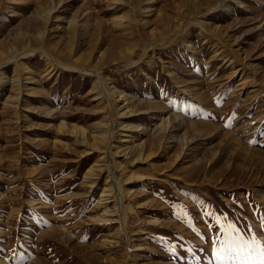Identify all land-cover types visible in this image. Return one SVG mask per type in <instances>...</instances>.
I'll list each match as a JSON object with an SVG mask.
<instances>
[{
  "label": "rangeland",
  "instance_id": "obj_1",
  "mask_svg": "<svg viewBox=\"0 0 264 264\" xmlns=\"http://www.w3.org/2000/svg\"><path fill=\"white\" fill-rule=\"evenodd\" d=\"M151 1L0 0V60L30 52L0 67V264H222L229 234L264 245V0ZM111 156L125 230L101 217Z\"/></svg>",
  "mask_w": 264,
  "mask_h": 264
},
{
  "label": "bare ground",
  "instance_id": "obj_2",
  "mask_svg": "<svg viewBox=\"0 0 264 264\" xmlns=\"http://www.w3.org/2000/svg\"><path fill=\"white\" fill-rule=\"evenodd\" d=\"M118 1V0H117ZM157 0H152L151 2H155ZM62 5V3H61ZM49 8V7H48ZM56 8V6H55ZM54 9V8H52ZM49 11V10H48ZM47 12V11H46ZM52 12V11H51ZM49 14V13H48ZM120 17V16H119ZM51 20V19H50ZM119 20V19H118ZM123 21V20H122ZM119 22V21H118ZM48 24V23H47ZM46 38V37H45ZM25 50V49H24ZM34 51V50H33ZM31 50V53L33 52ZM70 52V51H69ZM30 52L29 50L27 51H22V52H19L17 54H15L14 56L12 55V57L10 58H5L3 60H0V67H3V66H6L8 65L10 62H14V61H18L20 59V57H24V56H27L29 55ZM4 56V54H3ZM6 57V56H5ZM25 65V64H24ZM73 67V66H72ZM79 70V69H78ZM81 70V69H80ZM83 70L85 71H88L89 73L91 74H94L96 76V78L99 79L100 83L103 84L102 82V76L101 74L97 71V70H92V69H84ZM77 71V70H76ZM0 75H1V72H0ZM28 77V76H27ZM105 88V87H104ZM102 93V92H101ZM114 93V92H113ZM111 93V95L113 94ZM113 97V95H112ZM115 98V97H114ZM121 99V98H119ZM112 100V99H111ZM115 100V99H114ZM120 101V100H119ZM114 105V104H113ZM115 106V105H114ZM114 118V117H113ZM128 125V124H127ZM130 127V126H129ZM134 128V127H133ZM83 131V130H82ZM100 132V131H99ZM77 133V132H76ZM100 134V133H99ZM111 134V133H110ZM102 135V134H101ZM100 135V136H101ZM95 136V135H94ZM86 138V137H85ZM107 140V137L105 136V138L102 136L99 140H97L98 142L95 145V148H97L98 150H102V148L99 146L100 144H103V143H107L106 142ZM109 140V139H108ZM111 140V139H110ZM96 141V140H95ZM85 142V141H84ZM86 143V142H85ZM111 143V142H110ZM137 146V145H135ZM93 147V146H91ZM126 149V148H125ZM139 148H136L135 151H138ZM124 151L123 150H117V154H121L122 152ZM101 152V151H100ZM103 154L102 156L104 155V158L108 157L110 154H111V148L109 146L108 149L106 150H102ZM113 153V152H112ZM140 155V154H139ZM124 157V159H129L130 157V153L129 152H125V154L122 155ZM143 155H141L142 157ZM148 158H150V156L148 155ZM116 159V158H115ZM112 156H111V162H110V165H109V174L111 173V176H112V179L110 180L109 183H107V185L103 188L102 190V194H101V197H100V204H103L105 206H107L109 203H114V208L115 209H107L104 211V213L101 214V217L103 219H108V217L112 214V212H120L119 215H120V221H121V224H122V230L126 229L125 228V224H126V215L125 213L127 212L126 208H125V205H124V198H125V190L123 189V186L121 184V179L117 178L116 175H115V172L119 166V164L121 163V161H117L115 160ZM139 159V157H138ZM137 159V160H138ZM141 160V158L139 159ZM146 160V159H145ZM149 161V160H148ZM104 171V168L102 167V165H93L91 166L86 174H85V179L89 182V184H91L92 186H94V184L96 183V181L94 180V176L96 174H99L98 172L102 173ZM110 177V176H109ZM111 178V177H110ZM106 221V220H105ZM121 230V229H120ZM127 231V230H126ZM120 232V231H119Z\"/></svg>",
  "mask_w": 264,
  "mask_h": 264
},
{
  "label": "snow or ice",
  "instance_id": "obj_3",
  "mask_svg": "<svg viewBox=\"0 0 264 264\" xmlns=\"http://www.w3.org/2000/svg\"><path fill=\"white\" fill-rule=\"evenodd\" d=\"M211 215V213H208ZM232 226L229 225V228ZM215 257L222 264L232 260L254 261L259 260L264 264V245L256 242L243 241L242 237H228L219 243L215 249Z\"/></svg>",
  "mask_w": 264,
  "mask_h": 264
}]
</instances>
